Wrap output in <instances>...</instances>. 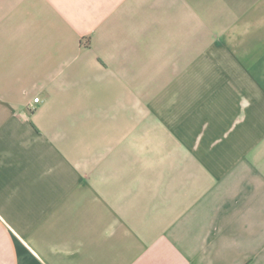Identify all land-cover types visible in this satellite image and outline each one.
Here are the masks:
<instances>
[{
  "label": "crops",
  "instance_id": "obj_1",
  "mask_svg": "<svg viewBox=\"0 0 264 264\" xmlns=\"http://www.w3.org/2000/svg\"><path fill=\"white\" fill-rule=\"evenodd\" d=\"M0 264H264V0H0Z\"/></svg>",
  "mask_w": 264,
  "mask_h": 264
},
{
  "label": "built area",
  "instance_id": "obj_2",
  "mask_svg": "<svg viewBox=\"0 0 264 264\" xmlns=\"http://www.w3.org/2000/svg\"><path fill=\"white\" fill-rule=\"evenodd\" d=\"M40 98H36V99H34V103L36 104V103H39L40 102Z\"/></svg>",
  "mask_w": 264,
  "mask_h": 264
}]
</instances>
